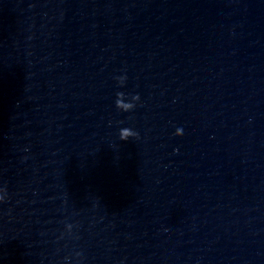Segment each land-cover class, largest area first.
<instances>
[{"label": "water", "instance_id": "95a60500", "mask_svg": "<svg viewBox=\"0 0 264 264\" xmlns=\"http://www.w3.org/2000/svg\"><path fill=\"white\" fill-rule=\"evenodd\" d=\"M0 264H264V0H0Z\"/></svg>", "mask_w": 264, "mask_h": 264}, {"label": "clouds", "instance_id": "9594fccd", "mask_svg": "<svg viewBox=\"0 0 264 264\" xmlns=\"http://www.w3.org/2000/svg\"><path fill=\"white\" fill-rule=\"evenodd\" d=\"M115 79H116L117 81H119L120 84L122 85L123 82H124L125 77H124V76H118V77H115ZM118 95H120V94H118ZM121 103H122V100H117V105H118V106H119ZM123 106H124L125 108H128V107H130L131 105L124 104ZM181 126H183V125H181Z\"/></svg>", "mask_w": 264, "mask_h": 264}]
</instances>
